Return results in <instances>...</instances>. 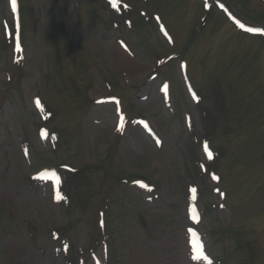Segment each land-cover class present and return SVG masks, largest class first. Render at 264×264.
Segmentation results:
<instances>
[{
  "label": "rangeland",
  "instance_id": "1",
  "mask_svg": "<svg viewBox=\"0 0 264 264\" xmlns=\"http://www.w3.org/2000/svg\"><path fill=\"white\" fill-rule=\"evenodd\" d=\"M0 264H264V0H0Z\"/></svg>",
  "mask_w": 264,
  "mask_h": 264
},
{
  "label": "trees",
  "instance_id": "2",
  "mask_svg": "<svg viewBox=\"0 0 264 264\" xmlns=\"http://www.w3.org/2000/svg\"><path fill=\"white\" fill-rule=\"evenodd\" d=\"M119 8L122 9V13L126 14V12L128 11L129 9V5H127L126 3H122L121 5H119ZM128 15V13L126 14ZM209 121V120H208ZM209 124V122H208ZM209 132V131H208ZM210 134V133H209ZM215 160V159H214ZM206 167V166H205ZM205 169V168H204ZM202 171V169H200ZM73 184H76V181L73 180L72 178H68L67 179V185H70V186H66L67 188L66 189H69V191H71L72 193H76V190H73ZM65 185H59L57 188H58V193H59V202L60 204L65 207L67 204H68V199L66 197V190L64 188ZM105 202L101 203V206L100 208L97 210L96 212V217L97 219H101L102 216L106 213V210H107V199L104 200ZM99 217V218H98ZM97 225H100L97 224Z\"/></svg>",
  "mask_w": 264,
  "mask_h": 264
},
{
  "label": "snow or ice",
  "instance_id": "3",
  "mask_svg": "<svg viewBox=\"0 0 264 264\" xmlns=\"http://www.w3.org/2000/svg\"><path fill=\"white\" fill-rule=\"evenodd\" d=\"M241 27H243V25H241ZM251 30V29H250ZM205 147H207V146H205ZM209 157L211 158V153H209Z\"/></svg>",
  "mask_w": 264,
  "mask_h": 264
}]
</instances>
